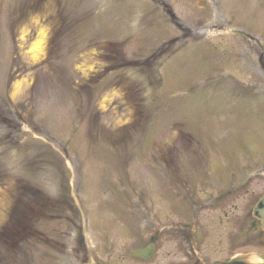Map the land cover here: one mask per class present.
Instances as JSON below:
<instances>
[{"label":"rangeland","instance_id":"rangeland-1","mask_svg":"<svg viewBox=\"0 0 264 264\" xmlns=\"http://www.w3.org/2000/svg\"><path fill=\"white\" fill-rule=\"evenodd\" d=\"M263 196L264 0H0V264H264Z\"/></svg>","mask_w":264,"mask_h":264},{"label":"flooded vegetation","instance_id":"flooded-vegetation-1","mask_svg":"<svg viewBox=\"0 0 264 264\" xmlns=\"http://www.w3.org/2000/svg\"><path fill=\"white\" fill-rule=\"evenodd\" d=\"M150 229H148L145 233H146V236L144 238H146L145 240V243L143 245H141L140 247H138L137 249H144V248H149L150 246L153 247L154 249V253H153V256H155L157 254V260H158V263L157 264H164V262H162V260L159 259V256L161 254L160 249L163 248V243H164V239H165V229L164 227H157V229H152V227H149ZM73 230V229H72ZM75 231V230H73ZM82 234L83 232H75L72 234V238H69L71 237L70 235V232L68 233V236H67V239H69L71 242H70V245H71V251L73 253V255L75 256L74 257V261L70 264H88L90 263V261H92V259H90V255L88 253H86V251H83L84 253H80L78 250H80L79 248L81 247L82 250L83 247V242H82ZM183 236L180 238L181 239V242L182 244H184V251H185V258L186 260H191V256L193 254V250H192V238L191 237H188L184 234H182ZM180 242V247H182V244ZM155 244L158 245V247H155ZM74 245H76V248H74ZM163 250V249H162ZM68 251V249H67ZM70 252V251H68ZM153 258V257H152ZM96 264H101L98 262V260H95ZM63 264H69V261L68 262H64ZM108 264V263H107ZM188 264H191V263H188Z\"/></svg>","mask_w":264,"mask_h":264},{"label":"water","instance_id":"water-1","mask_svg":"<svg viewBox=\"0 0 264 264\" xmlns=\"http://www.w3.org/2000/svg\"><path fill=\"white\" fill-rule=\"evenodd\" d=\"M254 214L260 219L262 229L264 230V198L261 199L260 202L255 207ZM133 255L138 258H142V259L144 258L143 251L142 252L140 251L139 253H134ZM223 264H248V263L245 262L243 258H241V259H235L230 262L223 263Z\"/></svg>","mask_w":264,"mask_h":264},{"label":"bare ground","instance_id":"bare-ground-1","mask_svg":"<svg viewBox=\"0 0 264 264\" xmlns=\"http://www.w3.org/2000/svg\"><path fill=\"white\" fill-rule=\"evenodd\" d=\"M37 47H39V44H38L34 49H36ZM254 259H255V258H254ZM255 260H256V259H255ZM255 260H254V261H255Z\"/></svg>","mask_w":264,"mask_h":264}]
</instances>
